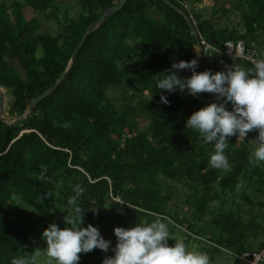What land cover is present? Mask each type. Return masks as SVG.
<instances>
[{"label":"trees","instance_id":"obj_1","mask_svg":"<svg viewBox=\"0 0 264 264\" xmlns=\"http://www.w3.org/2000/svg\"><path fill=\"white\" fill-rule=\"evenodd\" d=\"M71 1L76 3L0 0V84L11 97L6 119L0 120V264L46 247L42 233L52 222L64 227L77 184L85 188L78 201L86 211L84 226L92 224L111 242L108 251L80 253L78 264H103L114 255L115 227L158 216L168 223L169 245L177 240L188 245L193 239L210 259L222 248L240 253L258 235L264 239V220L252 209L253 199L260 197L257 209L264 213V161L251 162L258 129L245 141L229 137L225 155L230 166L212 167L213 144L187 129L185 120L218 101L157 92L161 72L173 61L195 59L198 52L186 19L163 0H127L92 28L57 89L37 102L24 121L9 124L59 81L86 29L120 2ZM170 1L192 16L198 33L213 45L210 53L202 52L197 72L224 71L233 63L254 67L244 58L224 55L226 41H242L263 58L264 36L257 34L264 31V0H228L240 16L231 26H221L212 15L204 18L185 0ZM212 1L218 11L231 13L219 0ZM29 8L33 18L23 11ZM49 19L58 25L55 33L40 29ZM210 61L222 67L216 70ZM161 94L168 104L160 102ZM226 107L231 110L230 104ZM239 188L245 191L241 201ZM38 264H49L45 253Z\"/></svg>","mask_w":264,"mask_h":264},{"label":"clouds","instance_id":"obj_2","mask_svg":"<svg viewBox=\"0 0 264 264\" xmlns=\"http://www.w3.org/2000/svg\"><path fill=\"white\" fill-rule=\"evenodd\" d=\"M197 66L196 59L173 61L157 78L156 87L160 89L157 92L178 91L190 95L207 92L216 96L218 102L206 104L185 120L187 129L198 132L203 142L213 144L209 160L212 167L227 169L230 166L225 155L228 138L236 136L237 140L245 141L253 129H258L259 134L253 140L256 147L251 162L264 161V58L257 59L251 69L233 63L224 71L197 72ZM185 69L191 72L190 76L179 74ZM160 102L169 103L163 94ZM228 104L231 110L226 107ZM84 192L82 185L74 186V195L68 199V204L73 206L72 215L64 217L63 228L52 222L44 229L42 237L46 247L43 250L37 249L28 257H14L11 264H38L42 252L49 258V264H78L80 253L94 249L108 251L111 242L99 229L90 223L84 226L86 211L78 202ZM165 219L158 216L151 222L115 227L114 255L105 258L103 264H209L207 253L191 250L183 240L169 245L171 236Z\"/></svg>","mask_w":264,"mask_h":264},{"label":"rangeland","instance_id":"obj_3","mask_svg":"<svg viewBox=\"0 0 264 264\" xmlns=\"http://www.w3.org/2000/svg\"><path fill=\"white\" fill-rule=\"evenodd\" d=\"M5 1H6V3H10L12 0H5ZM69 1H70V3L68 2V0H65L66 3L68 2V4H71V5H73L74 3H76V1H71V0H69ZM227 1L228 0H222V1L219 0V2L217 3L220 6H225V8H228V9L231 8V13H228L227 15L224 14V10L218 11L217 10V7L214 8V2L212 0H201L200 2H195V3H192V4H190L188 1L185 0V5L190 10L191 9H194V10H198L199 12H201L202 15L204 16V18H207L208 16L212 15V17H214L213 20L214 21L215 20H218V23L221 26L222 25H225V24L231 26L233 23H235L237 21L238 22L240 21V16H239V11H237L236 9H233L232 10V7L229 4H227ZM23 11H24V13L26 14V16L28 18H33L34 17V12L31 10V8L26 9V10H23ZM75 12H76V9L74 8L71 11V13H75ZM225 16L226 17L229 16V18L227 19V18H225ZM44 22H45L44 25H42L41 28H40L42 31L48 30V31H51L52 33H55L58 30V25H57V23L54 20L49 19V20H44ZM217 27L220 28L218 24H217ZM257 35H259V38H261L260 36L263 37L264 36V31H260V34L258 33ZM260 52H261V54H264V48L263 47H262V49H260ZM210 65L212 67H214V68L216 66L222 67L221 65H218V64L216 65L214 63H211ZM5 116H6V113L4 114V118H5ZM242 189H243V187H242ZM244 192H245L244 190H241V188H239V196L238 197H237V195L235 196V197L238 198L237 200H240L241 201V197L244 194ZM226 199H227V202H230V203L232 202V197L229 198V196H227ZM212 205H214V206L216 205L218 207V205L216 204L215 201L212 203ZM253 209L259 215V217L256 216V218H259L261 220H264V213H263V215L260 216V214H261L262 211L259 212L258 209H257V206L256 207H253ZM261 236H263V235H261ZM261 239L262 238L259 237L256 240V242L258 240H261ZM191 241L188 243V245H189L188 247L191 250L205 252V251H201L200 250L199 246L201 244L197 243V241L196 242H193V239H191ZM262 241H263V239H262ZM205 253L209 254L208 252H205ZM233 263L245 264L240 259H233V257L231 255H229L228 253H226L224 251H221L215 257L209 259V264H233Z\"/></svg>","mask_w":264,"mask_h":264},{"label":"water","instance_id":"obj_4","mask_svg":"<svg viewBox=\"0 0 264 264\" xmlns=\"http://www.w3.org/2000/svg\"><path fill=\"white\" fill-rule=\"evenodd\" d=\"M127 0H120V2L115 5L114 7L106 10L103 15L94 23H92L85 31V34L82 38V40L78 43V45L75 47V49L73 50L71 57H70V65L67 67L66 71L64 72V74L61 76V78L59 79V81H57V83L52 86L51 89H49L48 91L38 95L36 98H34V100L31 102L30 106L28 107L27 111L25 112V114L17 119L11 120L9 122V124L13 125L16 123H20L22 121H24L30 114L31 111L33 110L35 104L37 102H39L40 100H42L43 98H45L47 95H50L51 93H53L57 87L60 85V83L63 81V79L65 78L66 74L68 73V71L71 68L72 63L75 60L76 54L79 51L80 47L83 45L89 31H91L92 28L98 27L109 15H111L112 13L120 10L123 5L126 3ZM165 4H167L168 6H170L171 8L175 9L176 11H178L187 21L188 25L190 26V29L193 33V35L195 36L196 42H197V47H198V52H197V56H196V60L198 61V66L200 64L201 61V57H202V45L200 43V37L198 34V30L196 29L194 22L192 21V17L190 15H188L184 10H182L181 8L177 7L176 5H174L170 0H163ZM195 69L197 71L198 69ZM3 87L0 85V104H1V108H0V120H2L4 117L3 113L4 111L7 109L8 107V102L11 100V97L7 94L4 93L3 91ZM194 97L198 98L199 100H203V101H215L216 100V96L211 97V98H204V97H199L196 94H192Z\"/></svg>","mask_w":264,"mask_h":264},{"label":"built area","instance_id":"obj_5","mask_svg":"<svg viewBox=\"0 0 264 264\" xmlns=\"http://www.w3.org/2000/svg\"><path fill=\"white\" fill-rule=\"evenodd\" d=\"M200 43L202 45V52L204 53H210V51L214 49L213 45L206 42L201 36ZM222 52L224 55H228L230 57L244 58L253 65L255 61L259 59L258 51L254 48L247 49L241 41H237L235 43L231 41L224 42ZM235 256H237L245 264H264V246L253 251H244L240 255L235 254Z\"/></svg>","mask_w":264,"mask_h":264},{"label":"crops","instance_id":"obj_6","mask_svg":"<svg viewBox=\"0 0 264 264\" xmlns=\"http://www.w3.org/2000/svg\"><path fill=\"white\" fill-rule=\"evenodd\" d=\"M192 17V16H191ZM199 34V33H198ZM201 35L199 34V37H200ZM262 37V36H261ZM242 42V41H241ZM264 43V42H263ZM262 47L263 46H261V49H262ZM263 55V58H264V54H262ZM213 56V55H212ZM211 58V57H210ZM236 58H239V57H236ZM212 59V58H211ZM211 61H213V59L211 60ZM211 61H210V63H211ZM219 65V64H218ZM217 69H220V67H218V66H216V70ZM1 85V84H0ZM3 91H4V93L6 94V89L3 87ZM0 108H1V104H0ZM4 114V113H3ZM4 117V116H3ZM257 198H260V197H257ZM257 198H254L253 199V201L255 202V205H253L252 206V209H253V207H256L257 206ZM263 215V214H262ZM260 216H261V214H260ZM262 238L263 239V237L261 236V234L260 235H258L257 237H255V240H254V242H253V244H251V247H250V249H247V250H244V251H253V250H257V249H259V244L262 242V239L261 240H258L257 242H256V240L258 239V238ZM264 240V239H263ZM251 242V241H250ZM256 242V243H255ZM220 251H224V252H226V253H228L229 255H231L232 257H233V259H239L237 256H235V254H238V255H240L242 252H244V251H242V252H240V253H235V252H233V251H228V250H226V249H221ZM233 264H238V263H233ZM239 264H241V263H239Z\"/></svg>","mask_w":264,"mask_h":264}]
</instances>
